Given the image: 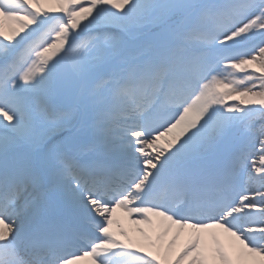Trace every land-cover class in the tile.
I'll use <instances>...</instances> for the list:
<instances>
[{"label":"snow or ice","instance_id":"obj_1","mask_svg":"<svg viewBox=\"0 0 264 264\" xmlns=\"http://www.w3.org/2000/svg\"><path fill=\"white\" fill-rule=\"evenodd\" d=\"M85 260L264 264V0H0V264Z\"/></svg>","mask_w":264,"mask_h":264},{"label":"bare ground","instance_id":"obj_2","mask_svg":"<svg viewBox=\"0 0 264 264\" xmlns=\"http://www.w3.org/2000/svg\"><path fill=\"white\" fill-rule=\"evenodd\" d=\"M117 218L119 220H121L122 222V226L125 230H127L133 237L135 238H140V234H139V228L141 227H147L144 225H136L132 223V218H129L126 216L125 213L121 212L120 210L117 211L116 214ZM115 228V226H114ZM118 230V229H117ZM177 231L176 228H173V232ZM171 238V236H169V239ZM187 238V233H185V236L181 239L180 243L183 244L184 240ZM223 238V237H222ZM81 264H89L88 260L82 261Z\"/></svg>","mask_w":264,"mask_h":264}]
</instances>
